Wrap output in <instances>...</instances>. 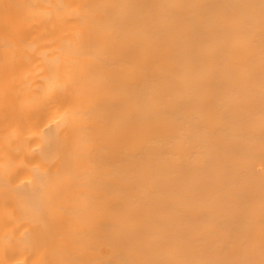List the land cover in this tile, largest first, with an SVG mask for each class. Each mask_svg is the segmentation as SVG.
I'll return each mask as SVG.
<instances>
[{
  "label": "bare ground",
  "instance_id": "obj_1",
  "mask_svg": "<svg viewBox=\"0 0 264 264\" xmlns=\"http://www.w3.org/2000/svg\"><path fill=\"white\" fill-rule=\"evenodd\" d=\"M0 264H264V0H0Z\"/></svg>",
  "mask_w": 264,
  "mask_h": 264
}]
</instances>
